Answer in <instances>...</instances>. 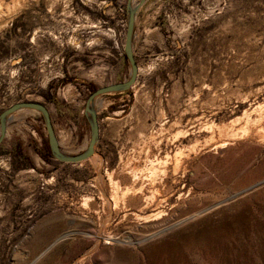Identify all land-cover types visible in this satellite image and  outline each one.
<instances>
[{"label": "rangeland", "instance_id": "obj_1", "mask_svg": "<svg viewBox=\"0 0 264 264\" xmlns=\"http://www.w3.org/2000/svg\"><path fill=\"white\" fill-rule=\"evenodd\" d=\"M126 4L0 0V113L38 102L60 149L82 153L90 138L87 97L128 78ZM132 48L135 87L94 106L99 158L50 157L38 112L7 120L0 264H74L97 240L80 264H264V0H146ZM65 87L74 91L70 100ZM177 131L186 138L166 150ZM178 148L177 175L171 165L153 184L122 175ZM109 172L119 193H140L116 201ZM146 195L159 209L141 210Z\"/></svg>", "mask_w": 264, "mask_h": 264}, {"label": "water", "instance_id": "obj_2", "mask_svg": "<svg viewBox=\"0 0 264 264\" xmlns=\"http://www.w3.org/2000/svg\"><path fill=\"white\" fill-rule=\"evenodd\" d=\"M133 1L134 0H127L126 4L127 24L125 32V42L123 47V53L129 65L128 78L120 83L110 84L104 87L97 88L87 97L84 107V114L90 126V138L85 150L82 153L73 156H69L63 153L58 145L57 136L53 129L49 112L42 104L30 101L16 103L0 113V144L5 137L8 117L15 111L26 108L34 110L41 114L47 134L48 147L54 160L61 163L76 164L87 160L95 153L99 141V124L95 110L93 107L91 108L92 101L95 98L106 94L121 93L127 91L135 83L137 78L138 68L133 54L132 39L134 32L135 15L139 7L143 3H145L146 0H139L135 5H133Z\"/></svg>", "mask_w": 264, "mask_h": 264}, {"label": "bare ground", "instance_id": "obj_3", "mask_svg": "<svg viewBox=\"0 0 264 264\" xmlns=\"http://www.w3.org/2000/svg\"><path fill=\"white\" fill-rule=\"evenodd\" d=\"M138 2V0H134L133 1V5H135L136 3ZM93 41L91 40L90 41V43H89V45H92L91 43H92ZM135 87V84H133L132 86H131V88H134ZM61 92L62 93H66L65 94V97L67 98V99H71L72 97H73V95H74V91H73V89L72 88H63V90H61ZM99 98V97H98ZM98 98H95L93 101H92V103H91V108L93 107L94 108V106L96 105L95 103H96V101H98L97 99ZM100 104V103H99ZM95 110V109H94ZM34 110H31V109H26V108H22V109H19V110H17V111H15L14 113H12L9 117H8V119H12V118H17L20 114H23V113H27V112H33ZM36 112V111H35ZM96 112V111H95ZM161 112V111H160ZM160 114V116H161V118L162 117H164V113L163 112H161V113H159ZM262 117L261 116H259L258 118H255L254 120H253V122H254V124L255 123H257L260 119H261ZM165 119V118H164ZM263 119V118H262ZM263 121V120H262ZM176 122V121H175ZM164 123V122H163ZM160 124L159 126H160V130L161 131H166L165 130V125L164 124ZM177 125V124H176ZM245 125V127H246V123L244 124ZM263 127V126H262ZM209 127H207V129H208ZM241 128V127H240ZM244 129V131L247 129V128H243ZM221 130H223L224 131V129H222V128H220V131ZM227 130V129H226ZM187 133V131L186 132H183V131H177V132H175V134H174V136H173V138H172V140H167V142H166V150L169 148V146H172V145H174L176 142H178L179 141V138H180V135H184L183 137H185L186 138V134ZM228 134V136L229 137H231V138H233V137H235V136H238V133H235V132H232V131H230V132H228L227 133ZM264 134V133H263ZM140 137L139 138H142V135L140 134L139 135ZM227 136V137H228ZM262 136H264V135H262ZM58 141V140H57ZM58 145H59V141H58ZM179 146V145H178ZM177 146V147H178ZM215 147L217 148V147H220V148H223L224 147V142H219V143H217L216 145H215ZM137 149V145L135 144V146H134V151ZM63 153H67V154H69L70 152H71V150H62V149H60ZM133 151V152H134ZM139 151H143V148L142 149H139ZM146 153L148 152L147 150L145 151ZM181 148H178V149H176L175 150V152H174V154L172 155V156H170L169 155V153H168V151H165V156H164V160H158V158L157 159H154L155 161L157 160L158 162L156 163V164H154L151 160H148L150 163H149V167H145L144 169L143 168H141V167H137L136 165H134L133 166V163H132V165L130 166V167H124L123 168V171L126 173V174H122V175H125V177H128V178H130L133 182H135V181H138V180H141V182L143 183V184H146V183H148V184H153L154 183V181L156 180V179H159V180H164L166 177H167V175H168V168H169V166L168 165H171V172H172V175H177V173H178V170L181 168ZM94 157H98V156H96V154H94V155H92L89 159H93ZM99 158V157H98ZM96 159V158H95ZM132 159V158H131ZM132 161L134 162L135 161V159H134V156H133V159H132ZM129 162H131V161H129ZM100 164H101V161L100 160H98V162H97V165L98 166H100ZM130 164V163H129ZM143 170H145L146 172H147V174L146 175H143V173L145 172V171H143ZM143 171V172H142ZM114 172V171H113ZM113 172H109V174H108V177H109V181H110V183L112 184V187H113V189H114V193L112 194L113 195V198L117 201V194L119 195V197H121V200L123 201L124 199H126L127 200V198H128V196H135V195H137L138 193H140V190L142 189L141 187L140 188H135V189H130V188H125V189H123L122 190V192L120 191V193H119V185H118V182L117 181H113V179H112V175H113ZM160 176V177H159ZM155 192H156V190H154ZM180 196V195H179ZM114 203V206L116 207L117 205H115V203H117V202H113ZM160 204L161 203H158V204H156L155 205V203H154V200H153V197H151V196H145V197H143L142 198V205H141V210H144V209H148V208H150V207H155V209L154 210H156V209H159V207H160ZM162 213H163V211L162 210H160V211H156L154 214H152V215H150V216H145V219H147V218H151V217H157V216H160V215H162ZM112 238V237H111ZM110 238V239H111ZM97 243H98V240H97V242H96V245H97ZM96 245H94L92 248H90L88 251H86V253H84V255H79L78 257H76V260H75V263L74 264H80L85 258H86V256L88 255V254H90L93 250H94V247L96 246ZM83 254V253H82Z\"/></svg>", "mask_w": 264, "mask_h": 264}, {"label": "trees", "instance_id": "obj_4", "mask_svg": "<svg viewBox=\"0 0 264 264\" xmlns=\"http://www.w3.org/2000/svg\"><path fill=\"white\" fill-rule=\"evenodd\" d=\"M49 153H50V150H49ZM50 157H52V156H51V153H50Z\"/></svg>", "mask_w": 264, "mask_h": 264}]
</instances>
